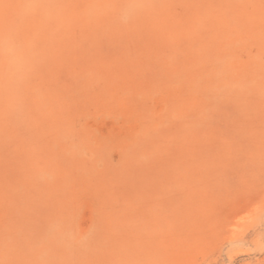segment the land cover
Segmentation results:
<instances>
[{
  "label": "rangeland",
  "instance_id": "1",
  "mask_svg": "<svg viewBox=\"0 0 264 264\" xmlns=\"http://www.w3.org/2000/svg\"><path fill=\"white\" fill-rule=\"evenodd\" d=\"M0 264H264V0H0Z\"/></svg>",
  "mask_w": 264,
  "mask_h": 264
}]
</instances>
